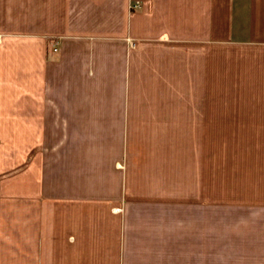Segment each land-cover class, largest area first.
Returning <instances> with one entry per match:
<instances>
[{
	"label": "crops",
	"instance_id": "0c3cea01",
	"mask_svg": "<svg viewBox=\"0 0 264 264\" xmlns=\"http://www.w3.org/2000/svg\"><path fill=\"white\" fill-rule=\"evenodd\" d=\"M225 133L264 134V0H0V264H264Z\"/></svg>",
	"mask_w": 264,
	"mask_h": 264
},
{
	"label": "rangeland",
	"instance_id": "374dc122",
	"mask_svg": "<svg viewBox=\"0 0 264 264\" xmlns=\"http://www.w3.org/2000/svg\"><path fill=\"white\" fill-rule=\"evenodd\" d=\"M207 145L209 207L263 206L264 134L208 135Z\"/></svg>",
	"mask_w": 264,
	"mask_h": 264
},
{
	"label": "built area",
	"instance_id": "2783aa9c",
	"mask_svg": "<svg viewBox=\"0 0 264 264\" xmlns=\"http://www.w3.org/2000/svg\"><path fill=\"white\" fill-rule=\"evenodd\" d=\"M56 50V49H55Z\"/></svg>",
	"mask_w": 264,
	"mask_h": 264
}]
</instances>
